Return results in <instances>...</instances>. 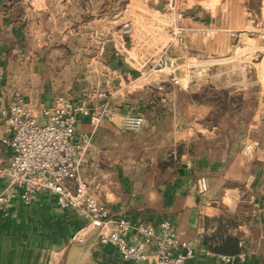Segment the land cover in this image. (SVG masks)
<instances>
[{"label": "rangeland", "instance_id": "374dc122", "mask_svg": "<svg viewBox=\"0 0 264 264\" xmlns=\"http://www.w3.org/2000/svg\"><path fill=\"white\" fill-rule=\"evenodd\" d=\"M248 1L0 0V50L8 59L7 82L15 89L6 92L3 106L16 93L23 97L31 94L35 100L43 88H48L52 101L64 96L75 103L84 101L94 109L86 96L97 92L102 80L86 76L85 67L97 66L99 58L90 57L99 56L100 50L109 55L122 51L124 37H128L129 54L138 58L139 65L153 74L175 75L183 84L193 85L185 90L171 89L174 101L167 115L172 123H166L173 130V150H166L169 164L192 165L193 146H226L223 138L218 139L220 132L232 133L230 145L241 160H255V151L264 150V0ZM179 31L181 36L176 38ZM68 70L76 71L73 77L81 88L73 93L81 91L79 98L69 96L66 89H52L57 72L67 78ZM5 80L3 86L8 85ZM193 83L200 87L196 89ZM141 94L144 96L139 92L132 97L139 99ZM156 104L164 111L158 101L129 104L122 117L131 111L142 115L141 130L155 114ZM105 105L115 113L107 102ZM181 124L191 129L189 141L180 137ZM121 127L125 130L122 123ZM145 142L141 139L142 147ZM157 151L120 150V161L135 153V191L154 190L144 186L146 179L158 175L159 181L164 176ZM184 153L188 159H182ZM194 182L197 193L210 190L206 174H197ZM232 188L248 197L246 207L253 205L250 196L258 190L246 185ZM260 190L264 193V186ZM161 219L170 221L166 216Z\"/></svg>", "mask_w": 264, "mask_h": 264}, {"label": "crops", "instance_id": "0c3cea01", "mask_svg": "<svg viewBox=\"0 0 264 264\" xmlns=\"http://www.w3.org/2000/svg\"><path fill=\"white\" fill-rule=\"evenodd\" d=\"M128 41V37H124L123 50L117 47L120 52L115 55L100 50L99 56L90 57L99 58L97 66L85 67L86 76H98L102 80V86H97L95 99L90 104L97 108L107 102L116 116L112 122L102 120L93 130L88 117L78 118L76 131L89 132L92 144V153L80 168L83 179L112 213L132 221H158L164 216L169 217L181 239L196 240L194 256L186 264H227L207 252L235 254L240 250L239 240L245 242L249 255L243 262L228 264H264V193L260 190L264 186V150L255 151L254 157L258 156L255 160H241L240 154L230 145L232 133L220 132L218 139L223 138L226 146L206 148L203 142L202 146H193L196 149L192 150L195 151L192 152V165L169 164L166 150H173V130L166 123H172V118L167 115L174 101L171 89L185 90L192 84H183L182 79V83L173 84L168 75L149 72L147 67L139 65L138 58L129 54ZM7 61L5 51L0 50V162L12 154L9 146L1 141L6 135L1 114L4 96L14 89L7 82ZM63 67L58 69L62 71ZM57 74L59 77H53L51 82L52 89H66L69 96L79 98L81 91L73 93L81 88L73 77L76 71L68 70L67 78L61 75L62 72ZM3 79L8 85L3 86ZM199 87V84L195 85L196 89ZM42 90L44 92L38 93L35 100L31 94L24 98L50 104L49 89ZM147 91L155 96L146 94ZM139 92L144 96L132 97ZM156 101L162 104L164 111L156 104L155 114L149 116L148 124L141 130L122 129V113L129 109V104ZM180 129V137L189 141L191 129L182 124ZM201 136H204L203 132ZM141 139L147 140L143 147ZM120 150H158L165 174L159 181V176L155 175L144 183L154 190L135 191L138 185L135 153H128L129 159L120 161ZM187 155L181 154L182 159ZM199 173L206 174L210 183V190L204 194L195 191L194 180ZM237 176L240 178L236 179ZM3 185L0 180V190ZM243 185L258 190L250 196L253 205L249 208L246 207L248 197L232 188ZM15 191L8 208L0 205V264H145L121 258L114 247L98 244L92 235L84 243L71 242L70 236L79 222L56 193L37 192L25 204L17 194L19 190L16 188Z\"/></svg>", "mask_w": 264, "mask_h": 264}, {"label": "built area", "instance_id": "2783aa9c", "mask_svg": "<svg viewBox=\"0 0 264 264\" xmlns=\"http://www.w3.org/2000/svg\"><path fill=\"white\" fill-rule=\"evenodd\" d=\"M170 79L173 84L181 83L175 75ZM95 96L96 92H90L86 99L89 102ZM1 114L6 132L1 141L12 151L0 162L4 184L1 206L11 205L16 188L25 204L37 192H53L78 219L71 242L84 243L92 235L98 244L114 247L121 258L145 264H186L194 256L196 240L181 239L168 219L132 221L112 213L83 179L80 168L92 153L91 135L78 133L76 123L80 116H86L93 130L104 119L114 121L115 113L107 105L92 109L84 101L75 103L64 96L50 104L34 103L16 93L9 97ZM143 122L136 111L122 117L127 131L139 130ZM238 246L235 254L207 253L223 263L243 262L249 253L243 241H238Z\"/></svg>", "mask_w": 264, "mask_h": 264}]
</instances>
